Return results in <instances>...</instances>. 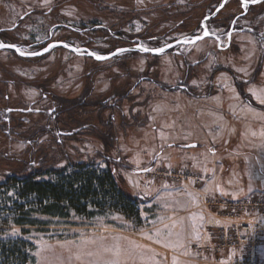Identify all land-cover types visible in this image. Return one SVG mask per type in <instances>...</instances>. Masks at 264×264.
<instances>
[{
  "label": "rangeland",
  "instance_id": "1",
  "mask_svg": "<svg viewBox=\"0 0 264 264\" xmlns=\"http://www.w3.org/2000/svg\"><path fill=\"white\" fill-rule=\"evenodd\" d=\"M187 3L188 0H0V29L13 28L12 32L4 34L5 37L1 35L0 40L15 41L22 44L27 51L34 50L30 48L33 44L62 40L75 46L88 47L97 53H107L125 46L128 42H137L136 38L141 34L153 40L151 47L160 46L179 37L200 33L196 25L203 12L194 11L190 13L192 15L185 13L188 9ZM163 9L168 15L162 13ZM256 25L257 30L264 32V15L257 18ZM98 26L106 27L118 36H111L106 30L92 29ZM222 42L225 44L226 38L222 39ZM230 42V50L216 48L214 39L204 38L192 45L177 46L175 49L179 53L168 50L152 57L148 54L129 52L105 61H95L58 47L52 48L43 56L27 59L13 52L0 50V79L6 78L13 83L4 87L10 100L7 104L12 106L17 103L21 107L41 97L44 92L36 83L46 79L49 80L48 90L75 94L80 88L83 75L95 71V75L92 73L94 92L95 95L102 94L106 105L114 102L113 88L117 85L124 88L128 86L130 94L135 97L134 102L140 104L132 107L129 102H122L123 112L128 115L130 127L127 126L124 132L119 133L117 147L108 155L114 160H119L121 165L118 173L123 179L122 186L127 189L126 174L135 167H143L142 164L146 162L149 164L155 155L156 145L159 144L158 139L165 135L166 130L175 128L176 125L181 128L193 122L188 116H185L183 122L178 117L152 113L153 107H170L165 98L168 95L166 92L179 89L182 91L184 89L180 88V85L186 83L194 93L190 94L191 96H203L209 85L212 91H218L228 82L230 86L227 88L230 91L226 93L239 94L235 84L239 81L245 84L243 90L246 93L248 84L254 82L250 79L259 63L260 68L258 66L257 70L260 72L256 81L263 79L264 38L259 40L250 32L242 31L232 34ZM154 80L159 84L156 85ZM242 100L246 105L264 109L252 105L249 100ZM39 105L47 109L51 103L46 99ZM129 108H132L131 111ZM241 109L250 114L254 124L261 125L264 121L259 117L263 114L253 113L252 108L242 105ZM107 113H111V110L106 109L105 114ZM112 114L117 117V113ZM132 115L137 116L141 123L130 119ZM36 118L30 116L29 123H40L41 119L38 122ZM225 118L228 119L226 116ZM225 121L227 125L229 121ZM29 123L22 124L20 128L33 126ZM42 123H48V118L44 117ZM236 127L237 134L230 136L226 146H214L218 156L232 153L237 147L230 143L238 140L242 133L241 124H236ZM167 133H170V130ZM15 134H11V139H6L0 131V240L10 239V246L14 247H20L21 241L26 242V264H113L115 258L118 264H165V250H162L161 245L157 244V247L156 244L144 241L140 235V216L133 217L107 207L92 206H87L84 213L79 214L67 207L66 203H50L49 206L47 201L41 203L36 196H25L21 191V184L15 185L10 178L11 173L22 169L21 154L26 147L16 141L18 137ZM93 134L81 135L78 137L79 141L77 139L76 142L67 144L65 149L75 162L94 158L98 151L100 156L95 157L96 165L104 169L105 153L101 151V141L95 137L96 133ZM241 137L242 145L237 149L252 148V145L249 147L252 142L249 136L242 134ZM54 156L57 159L55 168L67 164V160L62 159L57 152ZM251 159L250 155L248 161ZM159 165L161 166L153 167L167 171L187 167L201 174L188 163L171 165L163 162ZM217 165L221 166V171H227L228 174L236 172L246 177L252 167L241 162H222ZM67 167L70 170L72 165L68 164ZM146 168H149V165ZM53 178V174H45L36 176L35 179ZM140 180L147 183L163 181L170 185L178 183L157 176L147 179L140 175ZM186 183L191 184L190 181ZM259 183L260 181L254 180L250 184L257 188L260 187ZM256 194L257 191L253 189L248 196ZM46 208L51 213L46 211ZM262 230L264 233L263 226ZM144 232L146 235L148 230ZM227 253H232V258L223 256L222 260H216L214 256L215 260L210 264H264V257H261L260 253L253 263L247 262L240 251H228L218 255Z\"/></svg>",
  "mask_w": 264,
  "mask_h": 264
},
{
  "label": "crops",
  "instance_id": "2",
  "mask_svg": "<svg viewBox=\"0 0 264 264\" xmlns=\"http://www.w3.org/2000/svg\"><path fill=\"white\" fill-rule=\"evenodd\" d=\"M227 83L222 85L224 89L196 97L180 90L169 91L166 92L168 95L165 98L170 107L152 108V113L155 115L178 117L183 122L185 116H188L193 122L181 128L176 125L175 128L166 130L165 135L158 139L159 144L156 145L157 149L154 153L157 157L154 155L148 162L149 167L161 166L162 164L159 163L163 162L171 165L188 163L204 178L200 185L192 183L170 185L163 181L143 182L140 180V170L148 166L147 162L142 164L143 167H135L136 169L133 168L126 174L127 191L138 199L136 206L142 221L140 235L144 241L156 244L157 247L161 245L162 250H165V264H210L215 260L214 256H199L191 251L193 242H207L210 238V229L206 224L209 217L206 199L248 198L250 197L248 194L253 189L257 193L264 192V121L261 125L254 124L250 114L241 107L245 105L252 108L253 113L263 114L259 116L261 119H264V109L244 104L236 92L227 94L226 92L230 91L227 88L230 84ZM246 88V93L255 102L264 104L257 98L264 97V77L262 80L249 83ZM225 120L229 121L227 125ZM236 124H241L242 133L238 136V140H231L230 143H234L237 147H234L232 153L218 156L213 149L214 146H226L230 136H235L238 132ZM169 130L170 133H167ZM242 134L249 136L252 141L249 144L252 148L250 147L249 150L237 149L242 145ZM247 155H251L252 159L248 161ZM222 162L249 164L252 167L248 178L236 172L228 174L227 171H221V166L217 164ZM254 180L260 181L258 184L260 187L254 188L250 184ZM146 229L148 232L145 235ZM259 253L264 257V238ZM232 255L227 253L215 257L216 260H222L223 256L232 258Z\"/></svg>",
  "mask_w": 264,
  "mask_h": 264
},
{
  "label": "trees",
  "instance_id": "3",
  "mask_svg": "<svg viewBox=\"0 0 264 264\" xmlns=\"http://www.w3.org/2000/svg\"><path fill=\"white\" fill-rule=\"evenodd\" d=\"M220 1L188 0L186 4L188 9L185 13L190 14L191 12L199 10L205 16L211 13ZM99 7L101 6L99 5ZM162 11L164 15H168L166 10L163 9ZM240 12L242 10L239 7L238 0H228L223 9L218 12L211 22H215L219 26H228L231 20ZM262 13H264V1L260 4L250 6L242 18L245 19L252 14L253 17L251 20L257 22L255 15ZM199 22L196 25L197 28L199 27ZM252 26L257 31V25L252 24ZM92 29L106 30L111 36H115L116 34L106 27L98 26ZM12 31L13 28H2L0 29V37ZM9 42L15 43L14 41ZM42 43L44 42L33 44V46L41 45ZM258 66L260 68V63ZM257 69L252 73L250 81H256V76L260 72ZM92 73L95 75V71L87 72L83 75L80 88L75 94L62 91L57 93V91L48 90V79L41 83H36L47 94L48 99L54 103L56 117L55 119L47 117L48 123L39 129H28L27 132L25 131L30 138L36 136L38 132L45 131V133H48L47 143L37 147L28 146L22 152V169L17 170L13 176H10L11 181L15 185L21 184V191L25 196H36L41 203L47 201L49 206L50 203L52 205L58 202L66 203L67 207H70L79 214L84 213L87 206L96 208L107 207L126 215L130 214L133 217H139V211L136 206L137 199L130 195L127 189L122 186L123 179L118 173V168L121 164L119 160H114V158L108 155L110 151L115 150V147H117L119 133L124 132L127 126L130 127L129 120H127L128 115L123 112L122 102H129L132 107L140 103L134 102L135 97L133 98L130 94L128 86L124 88L117 85L112 91L115 97L114 102L106 105L102 94L95 95L94 75ZM155 82L157 83L156 85L159 84L157 80ZM235 84L242 99L249 100L252 105L264 107V104H257L250 95L244 92V83L237 81ZM5 86V82L0 83V107L5 106L10 101L5 98V96H8L5 94ZM164 89L167 88L164 87ZM106 109L111 110V113L105 114ZM131 109L129 108V111ZM112 113H117V117ZM130 119L141 123L135 115H132ZM46 125H49V128ZM56 128L70 132L68 135L62 136V141L59 143L54 136V129ZM86 133H96L95 137L101 141V151L105 153V156H103L106 164L104 169H100L96 165L95 157L100 156L98 151L94 158H86L81 162L72 160L69 152L66 151L65 147L67 144L76 142L78 137L80 138L81 135H85ZM3 136L7 138V135L4 133ZM55 152L60 154L62 159L67 160L65 166L55 168V162L57 160L54 156ZM32 159H34L33 163L30 162ZM37 163L38 166H36ZM68 164L72 165L70 170L67 167ZM45 174H53L54 178L52 180L35 179L36 176ZM47 209L46 211L50 212ZM11 242L10 239L0 240V264H26L28 260L26 254L28 247L26 242L21 241L22 245L20 247L10 246Z\"/></svg>",
  "mask_w": 264,
  "mask_h": 264
},
{
  "label": "built area",
  "instance_id": "4",
  "mask_svg": "<svg viewBox=\"0 0 264 264\" xmlns=\"http://www.w3.org/2000/svg\"><path fill=\"white\" fill-rule=\"evenodd\" d=\"M156 176L171 182L190 181L195 185H200L204 179L187 167L169 171L150 167L142 173L147 179ZM206 207L210 214L206 220L210 238L207 242H194L192 251L200 256L240 251L247 262L253 263L263 243L264 192L246 199H208Z\"/></svg>",
  "mask_w": 264,
  "mask_h": 264
},
{
  "label": "flooded vegetation",
  "instance_id": "5",
  "mask_svg": "<svg viewBox=\"0 0 264 264\" xmlns=\"http://www.w3.org/2000/svg\"><path fill=\"white\" fill-rule=\"evenodd\" d=\"M238 3H239V7L241 8L242 12L237 14L235 16V18H233L231 20V22L228 24V26L227 25L219 26L215 22H211V20L214 19L216 16H214L213 18L209 19L205 23V26L208 28V30L219 37L220 43H218L214 39L215 42H216V48H222V49L228 48L227 50H230L232 48L231 42H229L227 47H225L226 43H227V33L231 29L234 31L233 33H231V35L234 34V33H238L237 31H239V30L242 32V31H247V29H250L251 32L250 31H247V32H250L256 39L261 40L262 38H264V34H263L264 32H261L259 30L255 31L253 29L252 24L256 25V22H253L251 20L252 17H253L252 14L249 15V17H247L245 19L242 18V16H245V14L247 13L248 8L250 6H253V5L242 7L239 0H238ZM209 14H207V15H209ZM261 15H264V13L255 15L256 16L255 20H256V18H258ZM201 20H202V18H201ZM201 20H200V22H201ZM243 21H245V23H242ZM200 22H199L198 29H200V32H201ZM225 38H226V42H225V44H223L222 39H225ZM230 38H231V36H230ZM136 39H137L136 40L137 42H133V43L140 42L141 44H143L145 46H148V47H151L150 44H152V45L154 44V43H152L153 40H151L149 38H146V37H141L140 36V37H137ZM230 41H231V39H230ZM5 42H9V41H5ZM10 43H13V42H10ZM15 43H17V42H15ZM46 43L47 42L42 43L41 45H35V46L31 45L30 48H32L34 50H38V49H41L43 46H45ZM130 44H132V43L128 42L126 45H130ZM16 45L20 46L23 50H25V48L23 47L22 44L17 43ZM158 46L159 45L153 46L152 48L158 47ZM175 48L170 49V52L179 53L178 50L175 49ZM147 54L148 53H146L145 55H147ZM148 55H151V54H148ZM152 57H154V55H152ZM193 65H195V64H193ZM186 76H187V74H186ZM1 82H5L6 84L13 85L12 81H7L6 78L0 79V83ZM180 88L184 89L182 91L187 93V94H194L193 92L190 91L191 88H189V86L186 83L183 84V85H180ZM211 92H212V89H211V86L209 85L208 86V90L205 93H203V94L206 95V94L211 93ZM5 98L9 100L8 96H5ZM37 99L33 100L32 102H30L25 107L18 106L17 103H16V105H12V106H9V104H7L5 106L0 107V131L3 132L5 135H7L6 139H11V134L12 133H16L15 136L18 137L16 139V141L20 145L26 146L25 150L27 149L28 146H36L37 147V146H40V145H44L45 143H47L46 139L48 138V133H45V131H41L40 133L38 132V134L36 136H33L32 138H30L27 135V133H26L27 130L28 129H32L33 130V129H36V128L39 129L40 127H43L44 123H42V122H44V117H48V118L50 117L51 119H55V117H56V115H55L56 114V107H55L54 103H52V101H50L51 106L48 107L47 109L44 108L43 106L39 105L40 102L44 103V101L46 99H48L47 94L42 93L41 97H39ZM8 102H10V101H8ZM36 104H38L39 106H35ZM30 116L31 117L36 116L37 118L35 120L40 122L39 120L41 119V122L40 123H36V124H34V123L30 124L29 123ZM24 123H29V125H33V126H31V127L27 126L25 128H23V127L20 128V126L22 124H24ZM46 127L49 128V125H46ZM17 130H20V132H16ZM69 133L70 132H68L66 130H61V129H57V128L54 129V136H55V139H56V141L58 143L62 141V138H61L62 136L68 135ZM37 161H39V160H37ZM30 162L33 163L34 159H32ZM36 166H38V163L36 164ZM13 175H14V173H11L10 176H13Z\"/></svg>",
  "mask_w": 264,
  "mask_h": 264
},
{
  "label": "water",
  "instance_id": "6",
  "mask_svg": "<svg viewBox=\"0 0 264 264\" xmlns=\"http://www.w3.org/2000/svg\"><path fill=\"white\" fill-rule=\"evenodd\" d=\"M241 3L242 7H246V6H250V5H257L262 3L264 0H239ZM224 4L225 6V0H221V2L214 8V10L209 14L206 15L202 18L201 22H200V27H201V32L200 33H196V34H190V35H186L183 37H179L176 38L164 45L158 46V47H148L145 46L143 44H141L140 42L138 43H132L130 45H125V46H121L118 48H115L113 51L107 52V53H97L95 51H93L92 49L85 47V46H75L73 44H70L66 41H62V40H55V41H49L45 44V46H43L41 49L38 50H32V51H27V50H23L20 46L14 44V43H10V42H5L0 40V50H6V51H12L14 52L17 56L20 57H24V58H33V57H40L45 55L46 53H48L52 48L58 47V48H63L71 53H74L76 55L79 56H84V57H88V58H92L95 61H105L108 59H111L113 57H116L120 54H124V53H129V52H138V53H142V54H151L154 56H159L161 54H163L164 52L173 49L179 45H192L195 44L201 40H203L204 38H212L215 39L218 43H220L219 37L217 35H215L214 33L210 32L208 30V28L205 26V23L213 18L214 16L217 15V13L222 10L223 8H220V5ZM219 9V10H218ZM236 31V30H235ZM247 31H250V29H247ZM234 31L231 29L228 33H227V43L226 46L229 44L230 42V36L231 33H233ZM237 32H241L240 30ZM47 49V51L45 50ZM103 57L102 59H97V57ZM140 172H142V170H140Z\"/></svg>",
  "mask_w": 264,
  "mask_h": 264
},
{
  "label": "snow or ice",
  "instance_id": "7",
  "mask_svg": "<svg viewBox=\"0 0 264 264\" xmlns=\"http://www.w3.org/2000/svg\"><path fill=\"white\" fill-rule=\"evenodd\" d=\"M227 2V0H225V3ZM245 3H246V0H245ZM224 7V4H221L220 5V8H223ZM219 10V9H218ZM47 51V49H45ZM103 57H97V59H102ZM253 95H256L255 93H253ZM261 103H264V97H257ZM194 147V145H192ZM147 170V169H146Z\"/></svg>",
  "mask_w": 264,
  "mask_h": 264
},
{
  "label": "bare ground",
  "instance_id": "8",
  "mask_svg": "<svg viewBox=\"0 0 264 264\" xmlns=\"http://www.w3.org/2000/svg\"><path fill=\"white\" fill-rule=\"evenodd\" d=\"M85 250H86V248H85ZM78 253H79V251H78ZM77 255V254H76ZM118 260H116V258H115V263H113V264H118V262H117ZM78 264V263H77Z\"/></svg>",
  "mask_w": 264,
  "mask_h": 264
}]
</instances>
